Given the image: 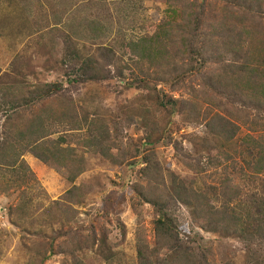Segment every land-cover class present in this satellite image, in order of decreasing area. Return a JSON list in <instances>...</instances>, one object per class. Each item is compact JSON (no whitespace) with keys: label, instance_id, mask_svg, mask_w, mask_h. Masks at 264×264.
Here are the masks:
<instances>
[{"label":"rangeland","instance_id":"374dc122","mask_svg":"<svg viewBox=\"0 0 264 264\" xmlns=\"http://www.w3.org/2000/svg\"><path fill=\"white\" fill-rule=\"evenodd\" d=\"M257 1L260 5L240 3L238 11L253 20V25L247 23L253 43L262 44L264 0ZM225 3L206 0L207 12L213 15L208 16L221 19ZM167 11V0H0V140L13 112L6 104L12 97L4 101L2 91L61 83V96L46 105L71 112L78 120L86 119L88 125L96 121L108 124L115 143L111 145L113 161L78 149L85 169L73 182L63 172L24 155L36 179L29 180L32 188L3 189L0 182V264H136L137 242L154 246L156 219L152 205L139 196H156L159 187L157 180L147 179L144 163L128 164L148 154L157 161L165 184L173 174L193 182L196 191L203 184L217 186L223 175L220 169L205 167V172L198 175L182 164L181 156H199L194 139L206 135L207 121L215 114L239 125V137L251 130L244 121L249 124L256 112L244 99L231 97L230 89H204L196 101V112L186 117L177 115L166 126V115L148 100V92L127 84V71L123 73L127 81L113 75V69H109L112 76L98 81L70 85L68 80H73L76 69L71 71V79L66 77L70 69L68 52L86 57L101 46L113 50L117 63L129 64L134 58L124 45L151 36L166 19ZM210 68L207 73L216 78L219 71ZM143 71L153 74L147 65ZM136 78L142 79L141 75ZM156 84L168 96L185 99L190 98L189 86L201 88L198 79L175 93L160 82ZM28 113L25 111L22 117ZM154 126L158 127L156 132L164 131L153 135L157 142L149 151L142 144ZM55 131L58 133L53 139L62 134ZM84 131L80 133L82 138ZM241 181L236 180L238 184ZM72 189L78 193L68 201L65 198ZM245 192L248 196L253 193L250 189ZM177 218L181 232L189 233L195 246L208 248L215 264H244L245 249L240 240L194 228L191 212L183 205H178Z\"/></svg>","mask_w":264,"mask_h":264},{"label":"trees","instance_id":"16d2710c","mask_svg":"<svg viewBox=\"0 0 264 264\" xmlns=\"http://www.w3.org/2000/svg\"><path fill=\"white\" fill-rule=\"evenodd\" d=\"M223 1L226 9L222 18L216 20L208 16L213 15L207 12L206 0H167L166 19L157 26L156 32L124 45L134 58L129 64L117 63L113 50L101 46L86 57L76 52L67 53L70 69L66 77L71 79V71L76 69L75 73L72 72L73 80H68L70 85L107 79L108 75L112 76L109 69H113V75L122 80L127 81L130 76L127 84L148 92V100L166 115V126L177 115L186 117L196 112V101L204 89H230L231 97L235 96L238 101L244 99L256 112L253 121L249 124L248 120L244 121L251 130L248 129L242 137H239V125L215 114L207 121L206 135L194 139L199 156H181L182 164L198 175L205 172V167L220 169L223 175L217 186L203 184V188L196 191L193 182L173 174L165 184L151 154L128 164L132 167L144 163L147 179L157 180L159 187L156 196H139L152 205L156 219L153 223L154 246L149 247L139 240L136 264H215L208 248L195 246L189 233L181 232L178 205L190 210L194 228L240 240L245 249L244 264H264V43H253L251 26L247 25H253V20L248 19L246 12L238 11L246 2L258 1ZM146 65L148 71H153L152 75L143 71ZM210 67L219 71L216 78L207 73ZM126 71L128 74L124 77ZM138 75L142 79L138 80ZM197 79L201 80V88L189 86ZM132 80L135 82L131 83ZM157 82L168 86L172 93L189 86L190 98L168 96L157 89ZM63 90L61 83H48L30 86L27 90L19 89L18 92L15 88L2 91L4 101L12 97L6 104L13 111L6 120V129L0 140L3 189L16 187L26 191L32 188L29 180L36 182L23 159L25 154L63 172L70 182L85 169L78 149L113 161L111 145L115 143L108 124L96 121L94 125H88L86 119L78 120L71 112L46 105L47 101L61 96ZM220 107L227 111L225 106ZM25 111H29L28 116L22 117ZM157 129L152 127L142 144L149 151L157 142L153 135H161L164 131L156 132ZM55 130L62 134L53 139L52 136L58 133ZM83 130L86 134L82 138L80 133ZM204 152L205 156L201 157ZM239 178L242 180L240 184L236 182ZM246 189L253 193L248 196ZM77 191L72 189L65 199L70 201ZM63 208L70 211L66 206Z\"/></svg>","mask_w":264,"mask_h":264}]
</instances>
